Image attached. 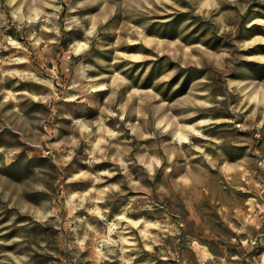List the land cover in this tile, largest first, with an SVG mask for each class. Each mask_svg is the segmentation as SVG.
Returning a JSON list of instances; mask_svg holds the SVG:
<instances>
[{
	"label": "rangeland",
	"instance_id": "374dc122",
	"mask_svg": "<svg viewBox=\"0 0 264 264\" xmlns=\"http://www.w3.org/2000/svg\"><path fill=\"white\" fill-rule=\"evenodd\" d=\"M0 264H264V0H0Z\"/></svg>",
	"mask_w": 264,
	"mask_h": 264
},
{
	"label": "trees",
	"instance_id": "16d2710c",
	"mask_svg": "<svg viewBox=\"0 0 264 264\" xmlns=\"http://www.w3.org/2000/svg\"><path fill=\"white\" fill-rule=\"evenodd\" d=\"M192 223H195V222H192Z\"/></svg>",
	"mask_w": 264,
	"mask_h": 264
}]
</instances>
